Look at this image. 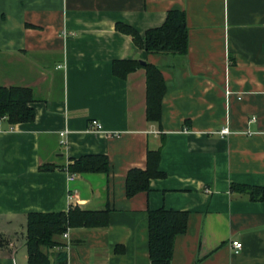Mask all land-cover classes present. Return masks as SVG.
Masks as SVG:
<instances>
[{
  "label": "crops",
  "instance_id": "crops-1",
  "mask_svg": "<svg viewBox=\"0 0 264 264\" xmlns=\"http://www.w3.org/2000/svg\"><path fill=\"white\" fill-rule=\"evenodd\" d=\"M174 9L184 58L116 30L144 35ZM116 61L160 69V123L146 117L145 69L120 79ZM0 87L30 89L35 111L29 124L0 121V264H27L28 214L75 207L108 209L109 224L54 236L41 249L52 264H150L147 212L161 208L189 214L171 264H264V202L232 189L264 188V0H0ZM156 151L164 177L127 198L129 171ZM86 155L107 157L109 173H70Z\"/></svg>",
  "mask_w": 264,
  "mask_h": 264
},
{
  "label": "trees",
  "instance_id": "trees-1",
  "mask_svg": "<svg viewBox=\"0 0 264 264\" xmlns=\"http://www.w3.org/2000/svg\"><path fill=\"white\" fill-rule=\"evenodd\" d=\"M116 30L128 35L133 42L144 49L147 54H172L181 58L188 51V30L186 15L180 10H170L165 22L159 28L147 30L141 35L131 26L118 23ZM143 67L146 71V117L147 120L160 123L162 99L166 93V84L158 67L135 61H116L113 63V74L125 77ZM32 91L20 87H0V121L6 119L11 125L29 124L35 120ZM160 153L148 152L144 170L129 171L125 191L127 198L138 193L148 192L152 179L163 178L159 169ZM70 173H105L110 171V163L103 155H86L75 160L68 167ZM233 190L246 193L251 201L264 202L263 187L232 186ZM108 209L102 211L71 208L67 213H30L26 221L27 264H52L48 255L41 249L56 246L54 236L63 235L68 229L106 228L109 224ZM189 214L164 208L148 210V250L150 264H171L175 238L184 234L187 229ZM65 258L61 256L60 260Z\"/></svg>",
  "mask_w": 264,
  "mask_h": 264
},
{
  "label": "built area",
  "instance_id": "built-area-1",
  "mask_svg": "<svg viewBox=\"0 0 264 264\" xmlns=\"http://www.w3.org/2000/svg\"><path fill=\"white\" fill-rule=\"evenodd\" d=\"M89 132L90 133H93V134H103V127L102 125L96 121V120H93L90 122V125H89ZM68 132L67 131H64L62 133H60V137H61V144L62 145H66V136H67ZM218 135L220 136H226V135H229L230 134V130L228 127H223L221 128L218 132H217ZM74 176L70 175L69 176V180H73ZM63 237L64 238H67L68 237V232H65L63 234ZM231 246L236 250V251H239L241 250L242 248V244L238 241H233L231 243Z\"/></svg>",
  "mask_w": 264,
  "mask_h": 264
}]
</instances>
